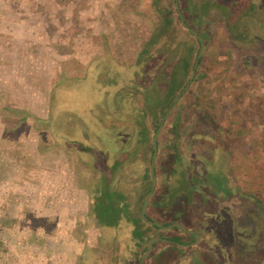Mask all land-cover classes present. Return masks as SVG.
Listing matches in <instances>:
<instances>
[{
    "label": "rangeland",
    "instance_id": "374dc122",
    "mask_svg": "<svg viewBox=\"0 0 264 264\" xmlns=\"http://www.w3.org/2000/svg\"><path fill=\"white\" fill-rule=\"evenodd\" d=\"M208 1L213 8L202 20V63L165 122L157 162L166 159L181 115L185 168L200 175L207 167L224 169L234 193L218 199V213L196 202L201 239L193 247L177 245L178 264H194L195 257L264 264V0H189L192 13ZM153 3L0 0V264H117L130 257L132 226L103 227L90 213L89 190L95 192L101 178L89 151L80 150L81 143L104 148L102 123H123L113 114L119 98L127 113L144 105L141 95L131 96V82L148 86L173 68L186 42L200 47L176 17L169 49L154 50L145 76L147 65L135 63L158 21ZM124 126L126 138L133 126ZM133 166L119 184L129 194ZM107 221L115 222L113 216ZM172 245L154 248L158 255L165 249L156 264H168Z\"/></svg>",
    "mask_w": 264,
    "mask_h": 264
},
{
    "label": "trees",
    "instance_id": "16d2710c",
    "mask_svg": "<svg viewBox=\"0 0 264 264\" xmlns=\"http://www.w3.org/2000/svg\"><path fill=\"white\" fill-rule=\"evenodd\" d=\"M173 5H164L163 0H154L153 9L158 15V21L152 26L151 34L145 41L144 47L138 54L135 66H146L148 72L145 76L152 72L150 62L155 56V49L165 48L169 49L171 34L176 31V17L177 15L174 2ZM181 8L186 15L187 22L194 27L206 40L207 36L202 27V20L206 14L213 8L210 1L202 3L200 6V14H193L194 9L189 6V0H180ZM230 8H233L230 7ZM195 15V16H194ZM199 20L198 24L195 19ZM181 27L184 29L183 25ZM185 30V29H184ZM186 32L195 39V43L199 44L197 38L190 32ZM163 42V45L160 44ZM199 45L194 43H185L184 52L181 54L179 60L168 73H159L157 77L148 86L132 83L135 89V94L141 95L144 105L135 111L125 112V100L118 99V113L113 114L116 119L123 121L120 124L114 123L111 127L100 125L105 135L101 134V139L105 142L104 148H98L81 143V152L89 151L91 155L90 163L94 164V169L98 172L101 178L100 186L93 192L89 190V195L92 198L90 213L95 217L96 222L100 226L123 227L124 225H131V237L133 242L130 257H119L116 263L122 259V264H138L142 253L146 250L148 242L156 236H164L177 241H184L185 237L193 239L191 234H182L177 228L169 231H162L156 225H148L142 220L140 210L143 200L147 192L151 188L150 164L152 154L154 151L153 138L154 134L160 124L163 115L174 102L175 97L184 88L188 79L190 78L191 69L193 67L192 57L194 52L198 51ZM202 59L199 65H201ZM161 76V77H160ZM159 83H164V89L160 91ZM123 107V108H122ZM128 110V109H127ZM137 112L133 117L130 114ZM182 120L181 115L177 117V122L174 123V128L171 132L174 136L168 144L169 152L166 159L158 160L156 165V174L158 177V185L155 193L151 199L148 208L149 216L167 225L169 223L178 221L183 223L188 228L196 229L198 232L202 228L196 223L197 213L194 209L196 202L206 205V213H218L216 202L224 200L234 193V184L228 177L224 169L221 170V175L213 178L212 172L206 169L203 175L195 173L191 169L184 166V161L181 156L179 147V137L181 131L178 122ZM100 123L103 121H99ZM127 127L132 124L133 130L130 135L121 132L125 130L124 124ZM150 125L153 126L154 132H151ZM96 132V131H95ZM104 134V133H103ZM111 134V135H110ZM100 135V134H99ZM160 145V142H159ZM98 161V166L94 162ZM129 163L135 164L133 173L134 183L131 193H127L119 186L124 179L123 173L126 172ZM216 208V209H215ZM103 211V212H102ZM106 216V217H105ZM107 216L112 217L115 222L107 221ZM221 219V218H220ZM229 219V217L227 218ZM226 220V219H225ZM230 226H236L233 222L228 223ZM227 226V224H226ZM177 233H170V232ZM236 237L240 239L239 232ZM159 243L154 244L156 247ZM172 244V243H171ZM174 245V246H173ZM173 250L178 254L182 253L176 244H173ZM116 255L122 254L121 245L116 244ZM171 250V249H170ZM161 254H154L153 252L144 261L147 264L151 260H157ZM180 259L177 260V262ZM176 262V264H177ZM194 264H214L212 261L193 259Z\"/></svg>",
    "mask_w": 264,
    "mask_h": 264
},
{
    "label": "water",
    "instance_id": "95a60500",
    "mask_svg": "<svg viewBox=\"0 0 264 264\" xmlns=\"http://www.w3.org/2000/svg\"><path fill=\"white\" fill-rule=\"evenodd\" d=\"M175 5H176V9L178 12V15L180 17L181 23L183 25V27L185 29H187L188 31H190L198 40L200 43V47H199V51L196 57V60L194 62V66L191 70V74H190V78L188 80V82L186 83V85L184 86V88L179 92V94L175 97L174 102L171 104V106L168 108V110L166 111V113L164 114V116L162 117L160 124L154 134V138H153V147H154V151L152 154V159H151V164H150V176H151V188L150 190L147 192V194L145 195L142 207H141V217L142 220L147 223L148 225H156L158 227H160L163 230H171L173 228H177L179 231H181L182 233H192L195 236V240L191 243H182V242H178L179 246H194L196 245L199 240L201 239V235L200 233L192 228H188L186 227L183 223L175 221L172 222L168 225L163 224L162 222L158 221V220H154L152 219L149 214H148V208L149 205L151 203V199L153 197L154 191L156 189L157 183H158V177L156 174V162H157V157H158V153H159V136L161 134V131L165 125V122L167 120V118L169 117V115L172 113V111L175 109L176 105L178 104L180 98L184 95V93H186V91L189 89V87L191 86V84L193 83L196 74H197V68L199 66L200 60L202 58V55L204 53V49H205V39L204 37L194 28L192 27L186 20L185 17L183 15V12L181 10L180 7V1L179 0H175ZM159 241H167V242H171L170 239L165 238V237H154L152 238L148 244H147V248L144 251V253L141 255L139 263L138 264H143V262L145 261V259L151 254V252L153 251L154 248V244L159 242Z\"/></svg>",
    "mask_w": 264,
    "mask_h": 264
},
{
    "label": "flooded vegetation",
    "instance_id": "af4514ba",
    "mask_svg": "<svg viewBox=\"0 0 264 264\" xmlns=\"http://www.w3.org/2000/svg\"><path fill=\"white\" fill-rule=\"evenodd\" d=\"M199 41V40H198ZM199 51V50H198ZM196 60V59H195ZM193 66H194V64H193ZM193 68V67H192ZM164 116V115H163ZM144 201V200H143ZM141 211V210H140ZM98 224V223H97ZM170 224V223H169ZM99 225V224H98ZM168 225V224H167ZM160 228V227H159ZM161 229V228H160ZM174 229V228H173ZM172 230V229H171ZM196 230V229H195ZM164 231H169V230H164ZM182 233V232H181ZM182 234H191V235H193L192 233H182ZM156 237H158V236H156ZM161 237H164V236H161ZM193 239H190V237H187V238H185L184 239V241H177V240H173V239H171V238H168V237H165V238H168V239H170L171 240V242H167V241H159V242H164V243H172V244H176V245H178V242H182V243H191V242H193L194 240H195V236L193 235ZM154 238V237H153ZM158 243V242H157ZM179 246V245H178ZM195 246V245H194ZM184 247H186V246H184ZM187 247H193V246H187ZM155 248V247H154ZM154 248H153V251H154ZM152 251V252H153ZM151 252V253H152ZM165 249L164 250H162L161 251V253H162V255H164L165 253ZM144 253V252H143ZM142 253V254H143ZM162 255H160V257L158 258V259H160V258H162ZM150 256V255H149ZM148 256V257H149ZM147 257V258H148ZM146 258V259H147ZM145 259V260H146ZM157 259V260H158ZM178 259H181V257L178 255V250L177 251H175V254H173V256H170L169 258H168V261H166V263H168V264H176V262H177V260ZM194 259V258H193ZM140 260V259H139ZM157 260H155L154 261V263L153 264H156V262H157ZM178 262H180V261H178ZM178 262H177V264H178ZM139 263V262H138ZM143 264H144V262H143Z\"/></svg>",
    "mask_w": 264,
    "mask_h": 264
}]
</instances>
